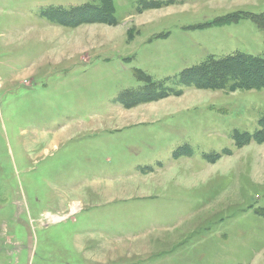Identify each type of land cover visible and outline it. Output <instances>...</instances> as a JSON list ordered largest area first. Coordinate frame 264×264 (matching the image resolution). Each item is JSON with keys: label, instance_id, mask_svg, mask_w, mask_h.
I'll return each instance as SVG.
<instances>
[{"label": "rangeland", "instance_id": "374dc122", "mask_svg": "<svg viewBox=\"0 0 264 264\" xmlns=\"http://www.w3.org/2000/svg\"><path fill=\"white\" fill-rule=\"evenodd\" d=\"M102 2L0 0V264H264V142L232 137L259 129L264 90L174 81L211 57L264 56L252 20L220 23L264 0H109L113 24L76 27L41 15ZM136 70L181 93L126 111L147 84ZM136 165L173 182L120 194Z\"/></svg>", "mask_w": 264, "mask_h": 264}, {"label": "trees", "instance_id": "16d2710c", "mask_svg": "<svg viewBox=\"0 0 264 264\" xmlns=\"http://www.w3.org/2000/svg\"><path fill=\"white\" fill-rule=\"evenodd\" d=\"M102 6L97 7L91 4H85L73 7L70 10L49 8L41 11V15L50 13H57L56 16H50L49 20L60 26L76 27L81 24L100 22L113 24L114 18L111 16L107 8L109 0H102ZM110 3V2H109ZM151 7L162 6L163 3L152 1L148 3ZM248 17L255 25L264 31V13L261 14H240L234 13L230 16L220 19V23L235 22L242 18ZM225 19V20H224ZM138 75L141 74L146 80V88L144 95L138 99L130 100L126 107L142 104L150 101H157L168 97L170 95H179L180 89L163 90L162 87L166 84L162 82L154 83L151 79L136 70ZM148 80L151 82L148 83ZM170 80H167V83ZM179 86L192 87L196 89H223L227 82H230V90L236 89H256L264 90V56L250 55L244 53H237L221 58L211 57L208 61H204L199 65L192 66L180 72L177 78L174 79ZM149 84V85H148ZM152 90H155L153 93ZM151 92V93H150ZM130 94V93H129ZM127 94V95H129ZM259 129L253 133L237 132L232 134L236 147L243 146L250 142L263 143L264 142V115L260 118ZM231 151L224 149L219 153H214L211 156H203L205 160L214 162L222 155H229ZM190 147L182 145L172 153L174 159H178L182 155H190Z\"/></svg>", "mask_w": 264, "mask_h": 264}, {"label": "crops", "instance_id": "0c3cea01", "mask_svg": "<svg viewBox=\"0 0 264 264\" xmlns=\"http://www.w3.org/2000/svg\"><path fill=\"white\" fill-rule=\"evenodd\" d=\"M203 90L204 89H198V92L203 93L202 92ZM121 107L123 109H125L126 111H132V110H137L139 107H141V105L140 106L134 105L131 107H126L125 105H122ZM186 108H188V107L178 108V109L181 110V109H186ZM149 116H151V114L144 115V116L140 117V119H139V117H135V120L132 121V124H129L127 126H136V125L142 124L144 122H147L150 118ZM160 169H161V167L159 169L158 168L153 169L152 167H144L143 168V167H139L138 165H136L135 171H133L130 174V176H128L129 181H132L133 179H135L136 187H134L133 189L132 188L127 189L126 187H124V184H123L119 188V193L121 194V193L128 192V193H125L126 196H127V194H132V198L136 196V199H138V198H140L141 194H144V193L148 194L149 192H155L157 189H160V190L165 189L167 185H170L173 182L174 178H173V176L167 174L166 172L161 171ZM156 170H160V171H156ZM160 172H162L163 175H168L172 179L169 180L167 178H164L162 176L157 175V173H160ZM146 179H148V180H146Z\"/></svg>", "mask_w": 264, "mask_h": 264}, {"label": "bare ground", "instance_id": "6f19581e", "mask_svg": "<svg viewBox=\"0 0 264 264\" xmlns=\"http://www.w3.org/2000/svg\"><path fill=\"white\" fill-rule=\"evenodd\" d=\"M53 219H54V221H58V220H60L61 218H59V217H53Z\"/></svg>", "mask_w": 264, "mask_h": 264}]
</instances>
